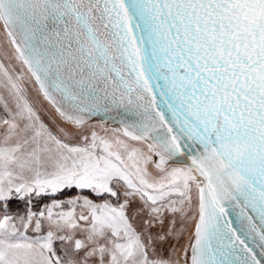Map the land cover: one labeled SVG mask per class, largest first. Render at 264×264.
<instances>
[{
  "label": "snow or ice",
  "instance_id": "snow-or-ice-1",
  "mask_svg": "<svg viewBox=\"0 0 264 264\" xmlns=\"http://www.w3.org/2000/svg\"><path fill=\"white\" fill-rule=\"evenodd\" d=\"M0 264H264V0H0Z\"/></svg>",
  "mask_w": 264,
  "mask_h": 264
}]
</instances>
